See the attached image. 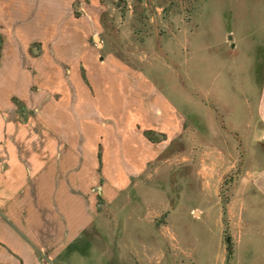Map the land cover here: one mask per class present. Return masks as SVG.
I'll return each mask as SVG.
<instances>
[{"label": "crops", "instance_id": "1", "mask_svg": "<svg viewBox=\"0 0 264 264\" xmlns=\"http://www.w3.org/2000/svg\"><path fill=\"white\" fill-rule=\"evenodd\" d=\"M101 1L0 0V264L164 258L163 207L150 214L142 196L153 193L146 180L159 171L151 167L188 123L143 69L96 42L106 15ZM262 90L258 131L225 127L221 144L264 140ZM237 173L247 183L237 191L236 178L233 204H242L235 213L226 207L232 264L241 262L240 235L264 242V203L255 198L264 201V166Z\"/></svg>", "mask_w": 264, "mask_h": 264}, {"label": "rangeland", "instance_id": "2", "mask_svg": "<svg viewBox=\"0 0 264 264\" xmlns=\"http://www.w3.org/2000/svg\"><path fill=\"white\" fill-rule=\"evenodd\" d=\"M102 1L104 31L96 42L143 69L188 123L179 142L151 167L159 171L146 180L153 193L142 196L150 214L163 207L157 225L163 231L164 258L153 264H232L236 242L230 240L233 219L226 207L232 204L235 213L242 204H233L236 178L242 180L237 191L247 183L237 171L264 166V140L248 146L231 140L227 146L220 136L225 127H239L241 135L257 132L261 124L264 0ZM251 196L245 217L252 212ZM247 236H239L240 264L264 263V242H249Z\"/></svg>", "mask_w": 264, "mask_h": 264}]
</instances>
